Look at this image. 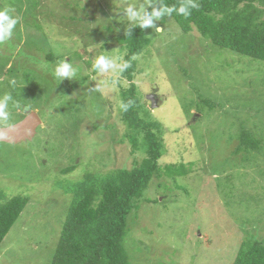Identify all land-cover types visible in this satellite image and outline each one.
I'll list each match as a JSON object with an SVG mask.
<instances>
[{"label":"rangeland","instance_id":"obj_1","mask_svg":"<svg viewBox=\"0 0 264 264\" xmlns=\"http://www.w3.org/2000/svg\"><path fill=\"white\" fill-rule=\"evenodd\" d=\"M128 6L146 10L149 0H38L36 7L30 0H0V10L12 9L19 20L13 38L0 44V99L8 94L13 97L7 109L9 118L0 120V126L23 117L31 90L42 93L32 102V109L42 120L33 139L16 144L0 142L1 201L28 196L24 210L0 243V264H45L54 251L71 201L65 187L85 172L105 173L122 163L128 165V156L132 159L130 141L122 136L125 126L116 121L114 106L119 95L111 88V77L84 81L83 74V69L90 71L85 60L92 61L96 53L118 62V41L114 39L131 24L124 13ZM70 15L77 18L73 20ZM101 26L111 28L107 33L113 37L110 47H90L106 38L100 36L104 30L96 31ZM161 26L162 32L152 34L150 55L137 61L143 71L137 81L144 97L151 87L157 88L161 97L149 108L168 127L162 160L169 164L181 157L185 161L198 159L205 163L203 172L207 174L209 159L224 161L226 157L231 180H226L225 192L230 195L218 196L213 188L191 177L181 178L183 187L178 189L161 185L159 190L154 185L153 192L149 188L146 197L151 201L138 203V210L132 211L135 222L124 240L128 261L230 264L243 229L238 227L235 205L228 207L230 212L223 203L232 200L236 190L241 197L259 188L256 190L262 196L251 205L264 220V173L256 172L250 163L242 168L245 161L231 154L235 146L232 134L242 115L251 118L258 106L264 109V66L228 51H221L219 57L214 50L205 51L206 44L195 28L183 33L171 19ZM91 48L96 51L92 53ZM49 50L61 57L48 65L45 55ZM65 57L76 70V80L59 82L53 72ZM258 66L262 68L258 70ZM200 96L213 107L207 103L202 107ZM68 106L80 114H70ZM51 107L52 114L46 115ZM187 111L191 115L188 121ZM257 114L254 122L264 131V112ZM69 165H75L74 169L62 172ZM241 171L247 177L238 176ZM204 189L210 190L206 194ZM260 232L264 233L262 229Z\"/></svg>","mask_w":264,"mask_h":264},{"label":"trees","instance_id":"obj_2","mask_svg":"<svg viewBox=\"0 0 264 264\" xmlns=\"http://www.w3.org/2000/svg\"><path fill=\"white\" fill-rule=\"evenodd\" d=\"M157 2L178 8L187 0H149L146 10L150 11V6L158 7ZM195 2L198 8L191 10L190 16L184 17L174 11L170 16L166 15L157 22L158 25L162 27V23L171 19L177 23L183 33L188 34L195 28L202 43L206 44L205 51L214 50L218 57L223 54L222 52L228 51L264 66V0H195ZM37 3L38 0H30L33 7H36ZM70 18L74 20L77 17L70 15ZM134 26L131 22L125 27L124 32L114 39L118 41L116 44L119 49L116 51L119 56L113 75L108 74L110 71L101 74L94 69L95 57L98 53L92 57V61L85 60V63L89 64L87 67L90 71L84 72L83 69V74L86 76L84 81L86 78L100 80L102 76L111 77V81H114V86L111 88L115 90V94L119 95L117 106H114L117 108L115 117L118 123L125 126L122 136L130 141L132 159L128 156L130 159L128 165L122 163L120 166L108 169L105 173L85 172L78 181L65 187V192L72 196L71 201L68 204L54 251L50 258L43 262L45 264H131L128 261L124 240L128 236L129 226L135 222L133 218H136V214L132 215V211L138 210V203L151 201L146 197L149 188L153 192L155 187L160 190L161 185L164 189H178L180 185L183 187L180 182L184 179L181 178L191 177L200 179L204 186L213 188L218 196L230 195L225 192L228 188L227 181L231 180L228 175L226 157L224 161L209 159L211 167L207 174L203 172L205 163L203 165L198 159L185 161L181 157L178 159L180 161L173 163L163 162L162 156L167 151L164 138L168 127L165 128L166 124L159 121L150 110V102L147 97H144V91L139 88L137 81L143 73L137 61L140 56L147 58L150 55V50L153 48L151 37L155 31L151 28L140 29ZM98 28L96 31L99 33L102 30L105 31L100 36H106V38L89 46L110 47L113 37L107 33L111 32V28L105 26H101L102 29ZM129 29H131V36L126 35ZM94 51H96L95 48L92 53ZM45 56L48 65L61 57H58L53 50H49ZM125 62L130 66L121 73L119 65ZM216 62L215 60L214 65ZM260 68L262 67L258 66V70ZM53 74L55 76V72ZM33 78L34 76L32 81ZM259 89L255 93H259ZM157 92V88L151 87L150 93ZM40 93L41 90L37 91L36 88L31 90V95L28 97L29 103L27 102L28 108L32 109V102L42 97ZM157 98L161 97L157 96ZM199 98L202 107L205 103L213 107L207 98L203 99L201 96ZM122 103L129 105L126 111L121 108ZM67 109L70 114H80L79 110L69 106ZM51 110L52 107L47 109L46 115L52 114ZM250 110L247 106V111ZM197 111L201 115L205 114L200 112L201 109ZM253 111L255 113L250 115L251 118L245 117L248 116L247 114L242 115L244 118L237 125L236 132L232 134L235 146L231 154L240 156L241 160L245 161L246 165H241L242 168H246L247 163H250L252 167H256V172L264 173V131L254 122V119H257L256 114L262 115L264 109L258 106ZM190 117L187 111V121ZM230 138L232 139V136ZM74 166L69 165L62 172L72 171ZM241 172L238 176L247 177V173ZM256 185L259 186V183ZM256 189L241 197H237L238 190H236L232 200L223 203L227 211H230L229 206L235 205L234 214L240 220L238 227L241 231L243 229V236L230 264H264V233L260 232V229L264 231L263 215L251 205L252 202L257 204L256 199L262 196ZM204 190L207 194L210 189ZM244 198L246 201L243 200ZM1 199L3 195L0 192V243L24 210L28 203V196L15 195L4 201ZM152 201L155 202L156 199Z\"/></svg>","mask_w":264,"mask_h":264},{"label":"clouds","instance_id":"obj_3","mask_svg":"<svg viewBox=\"0 0 264 264\" xmlns=\"http://www.w3.org/2000/svg\"><path fill=\"white\" fill-rule=\"evenodd\" d=\"M158 4V7L150 6V11L145 10L144 8L137 10L134 9L133 6H128L124 10V13L128 17L129 21L135 25L134 27H139L140 29L151 28L156 32H160L163 29L158 25L157 22L162 20L166 15L170 16L175 11L178 15L188 17L191 15V10L198 8V4L195 2V0H187L186 3H182L178 8L161 5L160 3ZM12 11L13 10L9 8L0 10V44H6L11 38H13L14 31L19 23L18 18L12 14ZM126 35L131 36V29L128 30ZM129 66L130 65L127 62L120 64L119 68L121 73ZM116 68L117 63L108 56L98 55L95 57L94 69L97 72L105 74L108 73L109 70H115ZM76 75L77 73L75 68L73 67L70 60L66 59V57L64 61L55 68V76L59 79V82L63 79L76 80ZM13 83H15V81H13ZM112 84L114 85V81H112ZM153 94H155L156 99L159 100V98H157L158 95L156 93ZM10 101H13V97L10 94L5 95L2 99H0V120L2 121H7L9 118V112L7 109ZM14 103H16L17 107H23L18 102ZM128 106L129 105L126 103L121 104V108L125 111L128 109ZM23 110L25 111L24 115L27 110L36 112V110L28 107L24 108ZM3 129L4 128H0V139L7 138V134Z\"/></svg>","mask_w":264,"mask_h":264},{"label":"water","instance_id":"obj_4","mask_svg":"<svg viewBox=\"0 0 264 264\" xmlns=\"http://www.w3.org/2000/svg\"><path fill=\"white\" fill-rule=\"evenodd\" d=\"M146 97L150 101L151 107H155V94L150 93L146 95ZM40 123L41 119L36 114V112L27 110L23 118H21L20 120L8 125L0 126V128H4L3 130L7 134V138L0 139V142L16 144L22 141L32 140L36 135V130Z\"/></svg>","mask_w":264,"mask_h":264}]
</instances>
